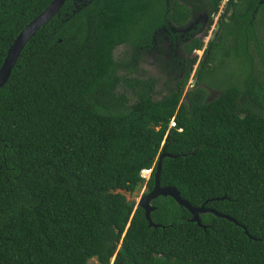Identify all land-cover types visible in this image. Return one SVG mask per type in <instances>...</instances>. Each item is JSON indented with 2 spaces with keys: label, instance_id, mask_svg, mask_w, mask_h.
Listing matches in <instances>:
<instances>
[{
  "label": "trees",
  "instance_id": "obj_1",
  "mask_svg": "<svg viewBox=\"0 0 264 264\" xmlns=\"http://www.w3.org/2000/svg\"><path fill=\"white\" fill-rule=\"evenodd\" d=\"M52 1L0 0V67ZM222 2L67 0L28 42L0 90V264H264V0H228L217 42H184L203 58L160 100L153 81L119 76L132 55L114 59L199 10L205 36ZM124 83L135 99L117 93ZM199 84L220 97L209 102ZM161 152L176 156L162 161V187L239 225L206 213L203 230L159 197L151 219L164 228H150L111 192H150Z\"/></svg>",
  "mask_w": 264,
  "mask_h": 264
},
{
  "label": "rangeland",
  "instance_id": "obj_2",
  "mask_svg": "<svg viewBox=\"0 0 264 264\" xmlns=\"http://www.w3.org/2000/svg\"><path fill=\"white\" fill-rule=\"evenodd\" d=\"M183 1V0H182ZM186 1V0H185ZM190 2H197V0H190ZM208 14L205 11L199 10L197 13L193 14L188 23L180 28L171 26L169 31L159 30L155 36V42L153 40V45L150 49L144 51L141 50L133 51L128 47L121 46L116 49L114 53V59L118 63H124L127 55L134 58L132 67L128 68L121 67L119 70V76L124 80H127L129 83L131 80L140 78L142 81H153L154 82V100H160L163 95L167 94L168 88L172 87L178 78L184 76L185 70L184 66L187 64L188 60L192 56H197L198 60L203 58V51L199 54L192 53L188 56L182 50L183 45L180 43L172 44L167 39L168 36L181 34V32H189L193 30V27H201V31H198L194 38H201L204 41V46H207V42L213 34L214 28L208 29V33L205 36H202L204 30H206L208 23ZM215 19V18H214ZM168 35V36H167ZM129 53V54H128ZM196 67L194 66V69ZM195 72V71H194ZM193 72V73H194ZM264 78V76H263ZM192 84L190 79L188 84ZM169 86V87H167ZM117 93H124L129 98L135 99L130 88L127 86V83H124L119 87ZM133 101V100H132ZM146 189L141 190L133 195L129 193H123L128 201H134L138 203L142 198ZM88 264H99L96 259H92Z\"/></svg>",
  "mask_w": 264,
  "mask_h": 264
},
{
  "label": "water",
  "instance_id": "obj_3",
  "mask_svg": "<svg viewBox=\"0 0 264 264\" xmlns=\"http://www.w3.org/2000/svg\"><path fill=\"white\" fill-rule=\"evenodd\" d=\"M66 1L67 0H53L49 4V6L41 14H39L30 24H28L22 30V32L17 36V38L14 40L13 44L11 45V47L9 48L7 52L6 58L4 59L2 66L0 67V90L8 82L11 76L12 70L14 66L16 65L25 46L42 27L47 25L55 16H57V14L61 11L63 6L65 5ZM260 2L262 3V0H260ZM218 29H219V26H217L215 30L218 31ZM199 88H202L208 92L209 102L214 101L221 95L220 92L214 91L203 84H199L196 87V89H199ZM166 157L176 158V156H170V155L165 154L164 152H161V154L159 155L157 159L156 172L154 174V187L150 192L143 195L142 198L137 203V207L144 210L145 217H146V220L150 228H155V229L164 228L161 225H157L153 223L151 219V213L154 211V208L151 206V202L156 200L159 197L172 198L179 206L185 208L189 212V214L191 215L190 222L197 224V226L199 228H202L203 230H205L206 227L202 224L200 220V215L206 214V213H211L215 215L216 217L229 220L231 222H234L236 225H239L233 219L227 216L221 215L212 209H206L204 204L199 208H195L191 206L187 201L182 199L180 192L175 187H162L160 183V175H161L162 161ZM111 192L115 194L125 193L124 191L120 189L116 191L111 190ZM113 261L114 259L112 260V262Z\"/></svg>",
  "mask_w": 264,
  "mask_h": 264
},
{
  "label": "flooded vegetation",
  "instance_id": "obj_4",
  "mask_svg": "<svg viewBox=\"0 0 264 264\" xmlns=\"http://www.w3.org/2000/svg\"><path fill=\"white\" fill-rule=\"evenodd\" d=\"M225 9H226V6H225L224 10ZM214 18H215L214 19V24H213L214 30H213V34L210 37L209 41H216L217 42L216 38L221 35V31L219 30L220 29V23H221V21H220V14L218 16H215ZM217 26H219L218 31L215 30ZM198 31H201V27L200 26L199 27H195L194 26L193 27V30H191L189 32H181V34H176V35H172V36H168L167 35L168 38H170V39H167V40L170 43H172V44L180 43V41H181L182 42V45H183L184 42L185 43H188V42H190L191 39H199V38H194V36L196 35V33ZM189 38H191V39L189 40ZM209 41L207 42V45H208ZM154 42H155V40H154ZM196 52L199 54L202 51H194V53H196ZM197 64H195V65L192 64L193 69H194V66L197 67ZM193 84H194V82L192 81V84L190 83V84L187 85L188 86V91L192 89V85ZM184 101L187 102L186 100H184Z\"/></svg>",
  "mask_w": 264,
  "mask_h": 264
},
{
  "label": "built area",
  "instance_id": "obj_5",
  "mask_svg": "<svg viewBox=\"0 0 264 264\" xmlns=\"http://www.w3.org/2000/svg\"><path fill=\"white\" fill-rule=\"evenodd\" d=\"M227 2H228V0H223V2H222V6H221V8H220V13H219V14L222 13V11L224 10L225 6L227 5ZM174 126H175V122H174V120H173V121L171 122V124H170V128H173ZM154 167H155V165H153V167L150 168V169L143 170V171L141 172V177L147 181V180L151 177Z\"/></svg>",
  "mask_w": 264,
  "mask_h": 264
},
{
  "label": "clouds",
  "instance_id": "obj_6",
  "mask_svg": "<svg viewBox=\"0 0 264 264\" xmlns=\"http://www.w3.org/2000/svg\"><path fill=\"white\" fill-rule=\"evenodd\" d=\"M214 28V27H213ZM174 120V119H173ZM158 159V158H157Z\"/></svg>",
  "mask_w": 264,
  "mask_h": 264
}]
</instances>
